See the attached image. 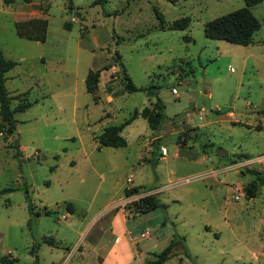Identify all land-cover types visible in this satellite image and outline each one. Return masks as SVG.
Listing matches in <instances>:
<instances>
[{"label":"rangeland","instance_id":"rangeland-1","mask_svg":"<svg viewBox=\"0 0 264 264\" xmlns=\"http://www.w3.org/2000/svg\"><path fill=\"white\" fill-rule=\"evenodd\" d=\"M244 7V0H0V49L18 63L7 75L17 97L11 108L33 103L15 114L13 132L0 117V192L9 190L0 195V258L102 264L123 210L134 259L123 242L111 264H147L175 238L184 241L165 264H264V187L249 172L264 171V2L251 9L262 25L253 44L204 32ZM184 17L187 29H171ZM45 21V42L19 37L18 24ZM99 70L95 98L85 81ZM126 76L142 90L123 93ZM158 101L165 114L158 130L139 117L121 133L125 147L99 148L95 137L105 128ZM252 183L255 198L246 195ZM133 186L139 193L126 197ZM148 195L164 207L140 214L136 204ZM69 203L75 214L65 212ZM50 237L56 247L43 243Z\"/></svg>","mask_w":264,"mask_h":264},{"label":"trees","instance_id":"trees-1","mask_svg":"<svg viewBox=\"0 0 264 264\" xmlns=\"http://www.w3.org/2000/svg\"><path fill=\"white\" fill-rule=\"evenodd\" d=\"M6 4H12L15 0H4ZM26 3H31L38 0H24ZM70 1V0H69ZM246 7L234 11L232 13L226 14L219 18H216L208 23H206L204 32L205 36L211 40H222L229 42L231 44L240 46H249L253 44L254 35L257 33L262 25L260 21L255 17L252 12V8L258 4L264 2V0H244ZM69 9L72 10V4H70ZM191 19L189 17H184L174 22L171 26L173 30H185L189 27ZM18 35L21 38L36 41L45 42L47 40V22L44 24L37 25H23L18 24ZM66 29H71L70 25L65 24ZM120 57V56H119ZM18 63L14 60L5 57L3 51L0 49V117L3 123L9 125V132H13L16 129L17 120L15 119V114L19 112L26 111L29 109L33 103H22L16 108H11V101L17 97H12L9 94L6 83L8 81L7 73L13 70ZM108 69V68H107ZM101 71H90L87 75L85 86L86 91L95 98L96 92L98 90V85L100 83ZM127 83L123 89V93H134L142 89H138L126 76ZM96 102L98 100H95ZM143 117L149 123V126L153 130H158L165 120L164 106L158 101L153 109L144 108L141 112L136 110L130 119L126 120L119 126H110L104 129V131L95 137V140L99 144V148L111 147V148H121L127 145L126 139L121 135L123 130L132 124V122ZM256 179L259 186L264 187V171L251 170L249 171ZM141 187H133L130 189H125V196L131 197L139 193ZM9 190H4L0 192V195L7 193ZM257 193L256 183H252L246 187V195L249 198H255ZM27 198L29 199L28 192H26ZM69 214L76 213V207L74 204L69 203L66 205ZM138 212L140 214H147L151 211L161 209L164 206L161 204L160 200L155 195H148L140 199L136 204ZM30 211L32 208L30 206ZM184 241V238L173 239L171 243L158 255H156V260L148 261L147 264H165L172 256V251L176 245ZM44 244L56 247L57 243L55 239L50 237L43 241ZM40 249V244L36 243L32 247L31 253L37 257V253ZM187 256H189L188 251H186ZM191 258V257H190ZM1 264H20L16 259H10L8 256L0 258ZM38 264V263H35Z\"/></svg>","mask_w":264,"mask_h":264},{"label":"crops","instance_id":"crops-1","mask_svg":"<svg viewBox=\"0 0 264 264\" xmlns=\"http://www.w3.org/2000/svg\"><path fill=\"white\" fill-rule=\"evenodd\" d=\"M7 75H8V73H7ZM126 189H129V188H126ZM119 219L121 220V229L117 230V228H115V224L118 222ZM113 227L114 228H113L112 235L116 241L114 243H112L111 247H109V249L106 251L107 254L104 256V260H103L102 264H111V259L115 256V254L117 253L118 247L123 242H125V244L129 248V251L131 254L129 261L131 262L132 258L134 257V255L132 254L133 249L131 247L132 242L129 240V237H128V235H130L131 232L127 226V221H126L125 215L123 214V210H120V212L115 217V219L113 221Z\"/></svg>","mask_w":264,"mask_h":264},{"label":"built area","instance_id":"built-area-1","mask_svg":"<svg viewBox=\"0 0 264 264\" xmlns=\"http://www.w3.org/2000/svg\"><path fill=\"white\" fill-rule=\"evenodd\" d=\"M175 94H177V91L174 92ZM162 154L164 156H167V150L166 149H163L162 150ZM128 183H132V179H128ZM237 200L240 198L238 195L235 197ZM148 234V233H147Z\"/></svg>","mask_w":264,"mask_h":264},{"label":"water","instance_id":"water-1","mask_svg":"<svg viewBox=\"0 0 264 264\" xmlns=\"http://www.w3.org/2000/svg\"><path fill=\"white\" fill-rule=\"evenodd\" d=\"M65 212L68 213V212H67V209L65 210Z\"/></svg>","mask_w":264,"mask_h":264}]
</instances>
